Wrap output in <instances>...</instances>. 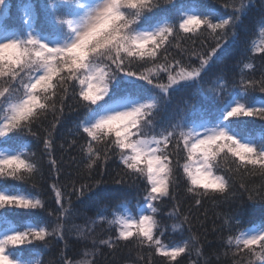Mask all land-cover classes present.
Masks as SVG:
<instances>
[{
    "label": "snow or ice",
    "instance_id": "obj_1",
    "mask_svg": "<svg viewBox=\"0 0 264 264\" xmlns=\"http://www.w3.org/2000/svg\"><path fill=\"white\" fill-rule=\"evenodd\" d=\"M222 6L223 13L202 0H43L39 10L21 3L19 28L0 24V264H33V248L74 231L95 247L97 217L108 235L99 244L125 242L149 250L147 264L152 255L180 264L190 246L202 255L196 246L208 214L199 208L235 200L237 183L248 201L211 231L229 251L235 245L233 264H264V214L251 215L249 204L264 205V183L237 180L264 178V138L245 130L247 118L264 120V67L256 78L253 62L257 52L264 62V46L249 43L257 26L264 37V0L251 24V0ZM174 93L181 101L169 109ZM68 114L58 161L56 133ZM69 149L80 159L65 160ZM113 158L118 187L106 191ZM49 191L54 199L44 198ZM168 221L183 243L165 242ZM58 264L95 261L62 253Z\"/></svg>",
    "mask_w": 264,
    "mask_h": 264
},
{
    "label": "trees",
    "instance_id": "obj_2",
    "mask_svg": "<svg viewBox=\"0 0 264 264\" xmlns=\"http://www.w3.org/2000/svg\"><path fill=\"white\" fill-rule=\"evenodd\" d=\"M43 0H7L6 6V14L1 19L0 24L6 25L10 30H15L19 28L22 24L21 16L22 13L20 11L21 3H32L37 6L39 10L40 4ZM202 2L220 13L224 12V8L222 6L223 0H202ZM262 0H251L254 8L252 13L248 18V23L251 24L255 18L258 17V8L261 4ZM256 35L251 36L249 39V43H255L258 47L264 46L258 45V42L264 40V37H260L259 35V27L257 26L255 29ZM262 54L257 52L254 56V64L256 66V78H259V71L262 67H264V62L261 61L260 56ZM239 71V69H237ZM251 71V70H245ZM211 75V73L209 74ZM207 81V78H206ZM209 87V84L205 82L204 84L200 85L201 90H206ZM259 95V93H257ZM182 94L181 93H174L171 99V103L168 105V108L171 109L173 106L177 105L181 101ZM74 119L73 114H68L67 122L63 129H60L56 133V146H55V158L60 161V156L62 150L58 147L59 143L62 142L63 135L66 133L68 127L72 126V120ZM250 123L246 126V132L250 135L254 136L258 140L264 138V120H261L259 117H250L247 118ZM59 127V126H58ZM70 138V137H69ZM65 147L67 148V141H64ZM42 148V145H41ZM32 151H37V149L33 148ZM72 155L77 156V159H80V154L78 151L69 149L68 152L64 153V159H69ZM39 158V152L37 153ZM118 160L113 158V160L109 161L107 164V175L103 177L107 183L102 187L106 191H111L112 189L117 188V185L112 183V179L116 177L118 168ZM222 165L224 168H228L231 166V161L229 160L227 163H223ZM62 167H66L65 165H61ZM44 171L47 173V165H44ZM99 178V177H98ZM67 178L65 177V180ZM244 180L247 182L250 188L258 187L261 183H264V178H262L259 173L255 175H247V176H240L237 174V180ZM64 181H62L63 183ZM237 193V198L235 200H221L220 203L217 205H213L210 201L207 202L204 207L199 208V213H203L205 209H207L208 219L206 221L205 227L208 229L206 237L205 235H200V240L202 241L196 247L201 250L202 255H198L195 248L190 246V249L185 254H182L183 258L180 259V264H205V260H209L210 264H233V256L232 252L235 251V245L233 244L231 251H229L226 245H222L219 235L214 234L211 230L213 228V221H215V226L219 227L223 224L225 219V214L230 213L233 207L240 203L242 204L244 201H248V192H244L242 189L239 188V183L236 184L235 189ZM131 194L134 196L135 192L132 191ZM51 196L54 199L55 194L49 192L44 193V198L47 199L48 196ZM190 196V194H187ZM180 197L181 199L186 198V193L184 191L183 185L180 187ZM250 205H253L250 208V214L259 217L260 215L264 214V205H261L258 201L257 202H249ZM188 203H185V211L188 210ZM77 208L80 209L81 213L87 216L94 215V209H85L79 203H77ZM165 213L169 211L166 207L164 209ZM195 211V209H194ZM196 213V214H199ZM217 214H219V218H217ZM98 218V217H97ZM201 219L204 217L201 215ZM81 229L84 228V225L80 222H76ZM171 221H168L169 228L171 225ZM196 230L198 234L203 233L204 230L200 229L199 223L196 224ZM227 235V233H225ZM92 238L89 237L87 240L81 237L79 232H73L71 235L67 237V240H57V238L53 237L50 238V242L47 246H41L39 248H33L29 254H26V259L29 261H33L34 264H58V261L61 258L62 253H67L69 258H74L76 261H95V264H147L149 260V250L147 249H138L134 245H125V242H121V246L116 249H110L106 245L99 244L98 239H107L108 235L104 231L102 227L99 225L96 226L95 238H97V245L93 247L92 245ZM166 238H169L166 235ZM187 237H185L186 239ZM180 242L183 243L180 235H176L173 237L172 240L167 241V243H176ZM68 244V247L65 248V244ZM227 251V255H225ZM87 253V255H85ZM143 256L144 259L140 260L139 257ZM152 264H162L161 258L155 255L151 256Z\"/></svg>",
    "mask_w": 264,
    "mask_h": 264
},
{
    "label": "rangeland",
    "instance_id": "obj_3",
    "mask_svg": "<svg viewBox=\"0 0 264 264\" xmlns=\"http://www.w3.org/2000/svg\"><path fill=\"white\" fill-rule=\"evenodd\" d=\"M5 13H6V8H0V21L5 16ZM263 43H264V40H261V41L258 42V45H262ZM97 221H98L97 225H99V218H97ZM176 235H179V233L172 232L171 231V227H170L169 228V232L167 233V236L169 238H166V236H165V238H164L165 239V242L167 243V241L172 240L173 237L176 236ZM33 264H34V262H33Z\"/></svg>",
    "mask_w": 264,
    "mask_h": 264
}]
</instances>
